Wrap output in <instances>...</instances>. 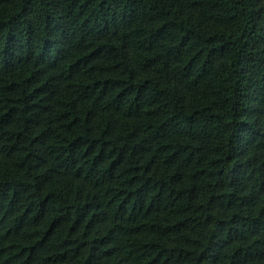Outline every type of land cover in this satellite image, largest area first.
I'll use <instances>...</instances> for the list:
<instances>
[{
	"label": "trees",
	"instance_id": "1",
	"mask_svg": "<svg viewBox=\"0 0 264 264\" xmlns=\"http://www.w3.org/2000/svg\"><path fill=\"white\" fill-rule=\"evenodd\" d=\"M0 264H264V0H0Z\"/></svg>",
	"mask_w": 264,
	"mask_h": 264
}]
</instances>
